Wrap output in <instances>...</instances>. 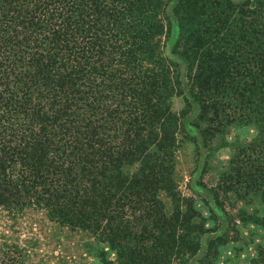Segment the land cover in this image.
Masks as SVG:
<instances>
[{
    "label": "trees",
    "instance_id": "obj_1",
    "mask_svg": "<svg viewBox=\"0 0 264 264\" xmlns=\"http://www.w3.org/2000/svg\"><path fill=\"white\" fill-rule=\"evenodd\" d=\"M193 107L190 139L207 149L228 125L255 128L210 187L209 217L174 179ZM251 197L237 219L264 229V0H0L1 209H39L115 264H194L217 211ZM226 230L197 261L213 264Z\"/></svg>",
    "mask_w": 264,
    "mask_h": 264
},
{
    "label": "rangeland",
    "instance_id": "obj_2",
    "mask_svg": "<svg viewBox=\"0 0 264 264\" xmlns=\"http://www.w3.org/2000/svg\"><path fill=\"white\" fill-rule=\"evenodd\" d=\"M170 46L171 44L163 42L161 47L165 54H170ZM171 104L175 111L183 105L179 96H173ZM193 114L194 107L183 117V131L186 135H179L180 141L174 158V179L177 190L182 195L191 196L199 213L209 217L208 205L214 209L210 187L225 167L233 146L249 140L255 134V128L251 124L228 125L210 141L213 148L207 149L198 139H190L191 134L197 136L194 129L188 130L186 124ZM159 196L165 206L169 207V197L163 192ZM224 205L227 214L217 211L218 230L208 231L202 237V245L193 257L194 264H201L196 259L204 251V239L225 229L227 239L217 246V251L210 257L213 264H248L255 255L256 245H264V229L252 221H239L235 214L238 208L250 212L252 208L259 206V201L251 197L246 202L237 200L232 205L228 202ZM228 215H233L232 221L235 222L236 229L228 228ZM212 223L209 218L205 220L207 226ZM1 242L8 244L5 248L9 252L4 255L8 264H115L114 253L105 244L95 242L81 230L70 229L48 220L39 209H26L11 214L0 208ZM11 242L17 243L18 247L9 246ZM100 252L104 254L106 261L99 259Z\"/></svg>",
    "mask_w": 264,
    "mask_h": 264
}]
</instances>
